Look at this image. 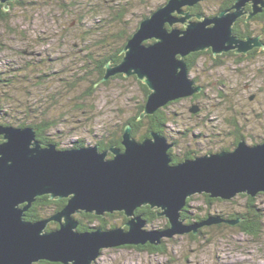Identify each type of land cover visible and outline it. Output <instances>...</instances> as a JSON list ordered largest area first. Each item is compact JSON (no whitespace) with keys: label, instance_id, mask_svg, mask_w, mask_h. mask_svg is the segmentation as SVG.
<instances>
[{"label":"water","instance_id":"water-1","mask_svg":"<svg viewBox=\"0 0 264 264\" xmlns=\"http://www.w3.org/2000/svg\"><path fill=\"white\" fill-rule=\"evenodd\" d=\"M8 0H0L8 9ZM199 0H166L142 18L126 40L121 60L106 64L103 80L115 74L136 76L149 89L144 114L169 101L201 91L189 74L185 56L210 49L213 55L229 50L246 53L262 46L257 38H239L233 25L244 14L261 12L264 0H234L215 15L190 14L183 6ZM251 9H245L247 4ZM181 16L178 17L177 14ZM195 17V19H192ZM175 22L182 26L174 25ZM198 104L190 111L195 113ZM0 264H90L102 248L121 245L159 244L161 237L197 233V227L226 220L208 216L199 223H185L181 211L193 194L231 199L238 193L264 192V138L248 144L241 137L232 150H218L171 163V144L157 132L139 140L130 124L122 133V148L111 147L112 157L97 144L58 148L42 145L34 128L0 123ZM109 149V148H108ZM66 198L52 216L29 221L24 212L37 196ZM148 205L159 209L168 225L145 228L135 209ZM121 211L124 226L77 229L75 213L96 215ZM59 226L47 229L50 221Z\"/></svg>","mask_w":264,"mask_h":264},{"label":"rangeland","instance_id":"rangeland-1","mask_svg":"<svg viewBox=\"0 0 264 264\" xmlns=\"http://www.w3.org/2000/svg\"><path fill=\"white\" fill-rule=\"evenodd\" d=\"M66 1L65 6L58 0H24V4L14 6L9 17L0 21V79L3 80L0 81V116L30 123L43 117L40 114L45 107H51L48 113L60 122L49 135L62 147L83 141L84 145L97 143L109 150L106 144L120 133L121 124L133 115L144 93L139 79L128 76L97 87L85 97L82 102L85 105L76 102L73 105L69 101L85 88L84 85L78 90L70 87L73 80L67 66L74 51L80 48L83 28L78 26V18L88 9L85 3H98L99 15L85 12L81 15L85 27L90 28L104 16L119 14L114 8L125 4L129 10L125 19L135 24L142 14L149 13L164 0H79L76 7ZM222 4L224 0H199L193 6L212 16ZM193 6L183 9L190 10L186 7ZM174 25L182 26V23ZM249 26L252 33L261 34L264 39V18L251 20ZM118 29L115 25L113 31ZM189 74L201 86L198 96L172 100L164 108L168 115H174L170 117L174 121L165 124L167 132L172 137L180 134L179 143L171 147L172 152L185 153L193 145H199L202 151L226 148L239 133L248 144L264 138V50L245 57L202 54L195 58ZM57 93L61 99L55 102L52 96ZM193 104L199 105L195 113L190 111ZM208 140L211 142L206 143ZM191 199L187 209L190 217L184 219L185 223H199L210 215L224 218L219 214L243 212L251 203L260 209L259 233L254 237L221 221L199 226L197 233L162 236L155 245L159 247L154 249H139L135 245L102 248L90 264H264V192L253 197L238 193L231 199L211 198L209 202L204 193H196ZM112 218L116 222L122 219L118 213ZM166 222L167 218L159 215L145 228L162 229ZM97 224L95 221L90 227Z\"/></svg>","mask_w":264,"mask_h":264},{"label":"trees","instance_id":"trees-1","mask_svg":"<svg viewBox=\"0 0 264 264\" xmlns=\"http://www.w3.org/2000/svg\"><path fill=\"white\" fill-rule=\"evenodd\" d=\"M62 5H65L67 3L66 0H58ZM71 1V4L75 5V7L78 5L80 1L79 0H69ZM166 0H164L165 2ZM234 0H228L225 4H222L221 8L223 9L226 7H230L232 5ZM162 2L161 4H163ZM8 4V9H4V5L0 3V21H4L6 17H9L10 15V10L14 6H20L24 4V0H10L7 1ZM160 3L155 6L157 8ZM67 5V4H66ZM65 5V6H66ZM85 5L88 6V9L86 8L85 13L91 14H97L101 12V6H98V3L95 2H87ZM98 6V8H97ZM119 8H114L116 11L118 10L120 13L119 14H111L107 15L106 17L104 16V19L101 20V22H96L94 24H91L90 28L85 27V23L83 22V17L80 14V17L78 18V26L82 29L81 33V42H80V48L74 51V55L71 57V61L68 63V67H70L71 70V76H72V83L70 84V87L73 90H78L80 89L81 85H84L85 88L80 91V93L77 95H74L69 98V101L71 103L76 104L79 103L81 105H85L82 103L85 101V97L91 94V92L97 87H100L101 85H106L108 82L112 79H126V76L119 73L111 76L107 80H103L105 71H106V64L114 65L117 64L122 56H123V47L126 43V40L131 36L133 31L137 28L139 21L146 17L148 15L147 13H144L141 15V19H139L135 24H132L130 21L125 19L126 14L129 13L128 7L125 4H119L117 5ZM84 7V6H83ZM153 9H150L149 12H151ZM120 9V10H119ZM186 9H190V14H202L203 11L199 10L198 6L195 5L192 8L186 7ZM264 9V8H263ZM88 11V12H87ZM218 11V10H217ZM99 12V13H98ZM96 16V15H95ZM260 19L264 18V11L258 15ZM244 19V16L240 17L238 20L233 25V32L236 34L238 37H244L246 35H249L250 29L248 28V24L246 23V26H241L239 23L241 20ZM115 25L119 26L118 30H114L113 28ZM96 30V31H94ZM75 46L76 43H73ZM77 48V47H75ZM202 54H211L210 49L207 50H202V51H197L190 53L185 56V60L187 62L188 69L192 68L194 66V61L195 58L202 55ZM65 67V66H64ZM45 76V73L43 74ZM40 75V76H42ZM131 77L136 78V76L132 75ZM41 78V77H39ZM0 81H3L0 79ZM140 83L144 96L143 100L140 104L136 106V109L133 112V115L128 117L122 124L120 128V133H118L115 138H113L109 143L106 144L107 147H110L111 145L113 146L116 145L118 147H123L121 144L122 140V133L125 129V126L130 124L132 127V136L136 139H143L144 137L150 136L151 132H157L160 133L161 135H167L168 132L166 130V123L167 121L170 120V122L174 121L170 117H174V115H168L165 111L164 108L168 106L171 102L169 101L167 105L164 107L158 108L155 112L151 114H144L141 116V113L144 111V106H145V100L147 93L149 92L148 87L141 81L138 80ZM198 94L194 95V97H197ZM193 97V98H194ZM58 99H61V94H56L52 96V100L55 102ZM58 102V101H57ZM76 102V103H75ZM73 104V105H74ZM51 107L47 109L45 107L40 114L41 117L38 121H32L30 123L20 121V122H13L12 119H6L0 116V123L3 125H13L17 127H24V126H30L34 128L35 134H36V139L41 142V144L47 145L50 143L56 144L58 148H64L60 145V143L56 140L53 139L49 135V131L52 129H55L57 127V123L60 122V120L56 119L57 117L55 115H51L48 113V110ZM1 110V109H0ZM85 114V113H84ZM181 135H183L181 133ZM243 137L240 133L236 135L232 143L236 145L238 140ZM262 141V138L259 139V142ZM1 142V138H0ZM258 141L255 143H259ZM99 145L100 150H104L103 146ZM78 146H85L83 141H75L73 144V147H78ZM225 150H228L230 148H225ZM190 149H188L185 153H190ZM188 155V154H187ZM190 156V155H189ZM188 156V157H189ZM187 157V156H186ZM242 195V194H241ZM204 196L209 200L211 198L207 195L204 194ZM191 197L187 198L186 202L187 205L184 207V209L181 211V217L182 218H187L190 217L187 212H188V207H189V202H191ZM66 203V198H61V199H51L49 195H41L37 196L36 199L32 202V204L28 207L27 210L24 212V216L26 220L29 221H34L38 219H44L52 216L54 213L59 211ZM158 209H152L148 205L145 206H140L135 209V214H140L142 215V218L145 219L146 223H152L154 220L158 219L159 216H157ZM259 212L260 209L256 207L255 205H252L251 203H248L246 206V209L243 212H234L229 215H224L220 213V216H223V219L226 220H239L235 223L234 228L238 229L242 232H245L249 235H252L254 237L257 236L259 233V226H260V217H259ZM120 215L122 217L121 222H116L113 221L112 217H116ZM75 219L78 222L77 229L80 231H88L90 230V225L93 222H98L96 226H101L103 228L114 226V223L123 225L127 218L123 216V212H113V213H104V215H96L94 213H88V212H79L75 214ZM201 220V218H199ZM187 223V222H186ZM58 224L56 221H50L47 225V229H53L56 228ZM167 224L164 226L166 227ZM198 233L200 234L201 231L199 230ZM149 245V249H154L158 248L153 245ZM136 248H141L142 246L140 245H135ZM45 263H50V264H61V263H52L48 261H44Z\"/></svg>","mask_w":264,"mask_h":264},{"label":"flooded vegetation","instance_id":"flooded-vegetation-1","mask_svg":"<svg viewBox=\"0 0 264 264\" xmlns=\"http://www.w3.org/2000/svg\"><path fill=\"white\" fill-rule=\"evenodd\" d=\"M228 0H224V4L227 2ZM233 3H234V1H233ZM232 3V4H233ZM221 6L222 5H220L219 6V8H221ZM217 9L218 11L219 10H221V9ZM226 8H229V7H226ZM226 8H223V9H226ZM245 9H247V10H250L251 9V6H250V4L248 3L247 5H246V7H245ZM217 11V12H218ZM264 11V9L261 11V12H259V13H257V14H255V15H253L252 17H250V18H247V14H244V15H242V16H244V19L243 20H241L240 21V25L242 26H246L245 24L247 23L248 25H249V23H250V21L251 20H259L260 18L258 17V15L260 14V13H262ZM241 16V17H242ZM240 18V17H239ZM238 18V19H239ZM237 19V20H238ZM261 20V19H260ZM250 26H248V28H249ZM250 29V28H249ZM252 29H254V28H252ZM234 33V32H233ZM236 35V34H235ZM237 36V35H236ZM238 37V36H237ZM246 37H251V38H257L261 43H262V46H254L253 48H251L248 52H246V53H237V52H235L234 50H229V51H227V52H223V53H225L226 55H234V54H236L237 55V57H245V56H248L249 54H253L254 52L256 53V52H258V51H261V50H264V39H263V37L261 36V34H255V33H252L251 32V29H250V31H249V35H246V36H244V37H239V38H241V39H243V38H246ZM211 51V50H210ZM223 53H220V54H223ZM220 54H218V55H220ZM209 55H211V56H217V55H213L212 54V52H211V54H209ZM169 133V132H168ZM166 139H167V142L168 143H170L171 144V147L172 146H175L176 144H178L179 142H178V140H177V138L180 136V134L178 135V133H175V134H173V137H172V135L169 133V134H167V135H163ZM170 136V137H169ZM213 139V138H212ZM208 142H211V141H207L206 143H208ZM97 144V143H96ZM98 145V144H97ZM99 146V145H98ZM234 146L235 145H233V144H229L228 145V147L227 148H230V149H228V150H232L233 148H234ZM111 147H118V146H116V145H114L113 144V146L111 145L110 147H109V150H106L107 151V157L108 158H110V157H112V153H111V151H110V148ZM171 147L169 148V153L171 154V157H172V161H171V163H177V162H179V161H182L183 159H186V158H192V157H195V156H197V155H201V154H206V153H210V152H215V151H218V150H222V149H224V147H219V148H217V149H206V150H204V151H202V150H200V149H198V147H199V145H193V146H189L188 147V149H190V148H194V149H190V153H183V152H177V153H174V152H172L171 151ZM119 148H122V147H119ZM101 151H103V150H101ZM182 153V154H181ZM188 154V155H187ZM190 155V156H189ZM187 156V157H186ZM189 156V157H188ZM120 212V211H119ZM79 213V212H78ZM124 215V214H123ZM74 216H75V214H74ZM125 216V215H124ZM126 217V216H125ZM127 218V217H126ZM183 220L185 219V218H182ZM240 219V218H239ZM238 219V220H239ZM57 224H58V226H59V223L58 222H56ZM228 223V222H227ZM115 225H118V226H124V224L123 225H119V224H117V223H114ZM166 224L168 225V220H167V222H166ZM165 224V225H166ZM230 224V223H229ZM164 225V226H165ZM233 225H235V224H233ZM57 226V227H58ZM110 227H112V226H110ZM106 228H109V227H106ZM148 244H150V243H146V244H143V245H140V246H142L141 248H143V247H145V248H149V245ZM150 245H152V244H150ZM153 246H155V245H153ZM42 263H44V261H41Z\"/></svg>","mask_w":264,"mask_h":264},{"label":"bare ground","instance_id":"bare-ground-1","mask_svg":"<svg viewBox=\"0 0 264 264\" xmlns=\"http://www.w3.org/2000/svg\"><path fill=\"white\" fill-rule=\"evenodd\" d=\"M253 196H255V195H253ZM253 196H252V197H253ZM232 198H234V197H232ZM150 208H151V207H150ZM152 209H156V208H152ZM114 212H115V211H114ZM112 213H113V212H112ZM158 216H159V215H158Z\"/></svg>","mask_w":264,"mask_h":264}]
</instances>
